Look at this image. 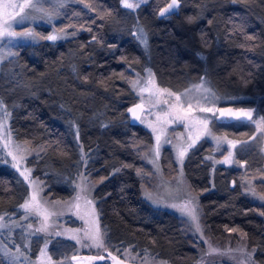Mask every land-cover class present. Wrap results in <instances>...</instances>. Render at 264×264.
I'll return each mask as SVG.
<instances>
[{
    "label": "trees",
    "instance_id": "1",
    "mask_svg": "<svg viewBox=\"0 0 264 264\" xmlns=\"http://www.w3.org/2000/svg\"><path fill=\"white\" fill-rule=\"evenodd\" d=\"M89 1V12L66 27L75 35L24 45L17 52L21 77H0L9 128L19 140L41 144L38 174L54 196H70L81 171L108 178L97 191L99 218L115 253L195 264L198 251L178 213L150 205L143 195L133 139L150 135L127 112L136 103L131 79L150 68L161 85L180 91L206 77L222 100L231 98L220 106L242 104L264 117V0H181L178 11L163 19L158 10L169 0H147L135 9L121 0ZM237 16L245 20L242 32L252 34L248 51L245 33L232 28ZM137 26L147 33L146 45L133 30ZM248 126L215 120L213 129L248 141L237 150L238 159L249 170L264 171V136L250 140ZM210 149L201 141L186 165L190 182L202 192L206 226L215 237L239 228L264 263V212L239 186H230L238 178L235 168L220 166L210 175L203 161ZM26 197L14 170L0 164V213L15 211Z\"/></svg>",
    "mask_w": 264,
    "mask_h": 264
},
{
    "label": "rangeland",
    "instance_id": "2",
    "mask_svg": "<svg viewBox=\"0 0 264 264\" xmlns=\"http://www.w3.org/2000/svg\"><path fill=\"white\" fill-rule=\"evenodd\" d=\"M131 3H138V1H131ZM147 2V0H143L142 3ZM65 7L59 9V15L54 16V18L49 21L48 19H39L40 13H33L36 16V19L27 20L23 25L14 24L13 27L16 31L22 32L28 29L33 30L38 34V36H48L52 34H57L60 38L57 40H66L68 36H70L73 32L69 30L67 26L74 25L78 23L79 19L89 12V8H85V4L92 5L89 0H83V3H80L79 0H64ZM140 5V3H139ZM161 5V7H163ZM55 0H44V7L46 8H54ZM135 9V8H134ZM95 10V9H94ZM97 10V9H96ZM159 11V10H158ZM79 13V15H76ZM67 15V16H66ZM67 17V18H65ZM73 18V23H70L69 18ZM235 18V17H234ZM233 18V20H234ZM67 19V20H66ZM243 17L237 16L234 20V26L232 27L235 32L240 31V24H244ZM81 26V25H78ZM134 28V29H133ZM132 29L137 32V38L141 35L139 29L142 27H133ZM64 29V31H60ZM143 29V34L145 29ZM132 30V32H133ZM131 30L129 31V33ZM135 32V33H136ZM135 33H133L135 35ZM245 33V34H244ZM243 39H245L244 47L246 51H248V47L250 46L251 39L248 37H252V34L248 31H244ZM45 41V39H30V38H17L12 41L11 44L8 43L7 39L4 40L2 44H0V49L4 52L11 50L12 52L17 53L19 49H21L24 45H30L33 43ZM55 40V41H57ZM140 40V39H138ZM53 41V42H55ZM148 42V38H147ZM18 61V55L15 56H7L6 58L0 60V77H10L15 80L21 77V70ZM144 71L141 74L134 75L133 79H131V83L133 81L139 80L140 84L137 85L136 88L132 87V91H134L135 101L139 103H143L144 112L141 113V118L145 120V123H141L137 121V124L142 126L147 132H149L150 140H144V138L135 137L133 139V144L135 149L138 151L139 156L141 158V163L137 167L138 173L142 180V190L143 195L150 203V205L156 208H169L178 213L181 219V222L186 232V235L190 237L193 241L194 248L198 251V261L195 264H264L259 263L256 259V255L254 249L250 246L247 239L245 238L243 232L240 231L239 228H231L236 229L237 231H229L225 232V235L222 237H215L210 234L209 228L205 223V216L202 209L201 202V190H197L190 182V178L188 175L187 163L190 160V150H192L198 143L201 141H205L207 144L211 146V153H208L204 156L203 161H207L209 166L211 167L209 173L211 176H214L217 168L222 167H232L237 170L238 178L235 179V186H239L241 190L249 197V199L253 202V205L256 207L257 211L261 213L264 212V200L260 199L261 196H264V171L258 170H249L243 164L240 159L237 157V153L240 146L244 144H240L236 149H230L226 143L222 144L219 149L217 148V144L215 140H212L210 137H202L200 140L196 141V143L192 147H188L192 141L187 139L188 132L183 127V124H168V125H160L155 123V115L159 114L161 110H167V106L160 104L158 106L153 107L152 101L150 100V93L148 91L141 92L140 89L144 86V83L149 79H153L154 85L161 89H168L165 86L161 85L155 73L150 68H143ZM149 71L153 74V77H149ZM203 81V88H207L210 90L209 93H204L201 89L200 91L196 90L197 85H200ZM149 88L154 91L152 85H149ZM171 92L181 94V101L184 103L185 107L187 103L190 101L192 103V116L193 117H208L209 118V128L212 133L216 136H220L221 138L227 137L229 140L235 141H243L239 138H234L230 135H227L225 132H218L213 129V124L215 119L212 118L211 113H201L199 112L200 106L205 107H219L220 104L225 103L231 98L225 97L226 100H222L221 96L210 87V82L206 79V77H200V79L194 84L192 83L190 86L183 88L180 91H174L173 89H168ZM14 94L17 92L13 91ZM187 92V95H183ZM204 96H208V101L203 99ZM224 98V99H225ZM3 100V98L0 97ZM153 100L155 98H152ZM160 99H168L169 104L175 103V97H168L167 94H163L160 96ZM4 101V100H3ZM199 102V103H197ZM6 110L10 113V110L7 105L4 103ZM225 106V105H222ZM233 107L244 106L242 104L232 105ZM246 106V105H245ZM3 114L0 113V118H2ZM254 117L260 118L262 116L257 113L254 114ZM217 121V120H216ZM6 125L7 132H10V136L6 135V131L0 130V137H6L4 139H0V164H4L9 167L11 170H14L16 175L18 176V180L20 183L26 186L27 188V197L32 195L33 189L35 188L37 192L38 201L45 207L48 208L49 211L57 213V215L51 216L49 218V227L47 232H36L35 230L40 227V218L36 216H30L27 219L24 218V210L20 208V205L24 203L25 200L19 205L18 209L13 212L0 213V216L4 217L3 223L7 224V228L0 229V247L7 246L9 252L17 254L19 259L16 261V264H48L47 259L44 257H40V250L44 248L45 241H48L47 246V254L52 257L53 264H58L60 261H64V264H78L79 261L83 260L82 255H104L106 257L102 263L99 264H112L110 258H107V252L104 249H99L95 247H82L81 244H77L75 240L70 239V237L74 234V230L81 229L87 227L84 220L78 218L77 212L79 211L83 214L86 205L84 204V200L81 199L80 209L76 207H68L66 202H73V198L79 192V189L76 188V185L81 184L82 181L80 179V175L83 174L87 180V188L88 191L82 193L83 197H86L88 200L93 201L94 208L96 211L95 219L98 220V225L103 232V239L105 242V246L108 251L112 252L114 255L121 257L124 260L135 262L139 264H167L162 261L161 258H145L146 255L144 253L139 252H130L125 251V254H117L112 249L109 248L107 244V239L104 230L102 229L100 223V205L99 201L101 198L98 196L97 191L101 189L105 181L108 179L103 176L102 173L96 172L93 174L92 172L81 171L78 175L77 179L74 181L73 193L62 199V197L54 196L53 191H48V187L43 179V177L38 174L40 160L42 159L44 154H42V146L39 143H34L31 141H22L15 137L14 133H12L10 127V118L4 121ZM149 123H153L157 128V131L154 133L152 128L148 126ZM248 127H251L254 135L264 136V133H258L256 131V126L250 122ZM161 128L165 130L163 132L160 131ZM224 128V127H223ZM160 135V146H159V156L157 157L155 154L156 147V136ZM195 137V133H193V138ZM7 143L8 147L5 148L4 144ZM19 145V148H17ZM187 149L183 160L181 161L178 158V153ZM228 151H233L234 155L232 157V162L225 163H217V161H223L225 156L228 155ZM9 152H12L13 155L16 156V159L13 160L12 155H8ZM192 157V156H190ZM242 162V163H241ZM13 165H17L14 167ZM243 165V166H242ZM41 167V166H40ZM19 169V170H18ZM30 170L26 174L29 176V180H24V177L20 175L21 171ZM51 170V169H50ZM54 171L49 174L52 175ZM212 178V177H211ZM30 181L35 182L34 184H30ZM254 189L257 195H252L251 190ZM191 201L195 206L196 211L199 216V223L203 231L202 240L200 238V234L195 232V229L191 226V222L189 218L185 215H182L181 212L177 208L171 207V205H185ZM88 217H86L87 219ZM31 224V229L28 228V225ZM56 232L63 233L62 235H55ZM82 231L79 235H82ZM208 241V243H205ZM209 243L212 248L218 249L219 252H209ZM20 246V251L23 255H19L16 253V246ZM231 249L232 251L228 252L227 250ZM243 249V251H240ZM226 253V254H220ZM248 254H251V259H249ZM73 255H77L81 259L78 261H72L71 257ZM67 258V259H66ZM148 261V262H147ZM146 262V263H145ZM0 264H9V259L5 258L2 253H0Z\"/></svg>",
    "mask_w": 264,
    "mask_h": 264
},
{
    "label": "snow or ice",
    "instance_id": "3",
    "mask_svg": "<svg viewBox=\"0 0 264 264\" xmlns=\"http://www.w3.org/2000/svg\"><path fill=\"white\" fill-rule=\"evenodd\" d=\"M80 3H83V0H79ZM143 0H139L138 3H131L129 0H121V3L124 8L127 9H134L139 7V3H142ZM55 7L54 8H46L44 7V0H0V44L4 42L5 39H7L8 43L11 44L13 40L17 38H30V39H45L49 41H55L58 38H60L57 34H52L48 36H38L36 32H34L31 29H28L26 31L18 32L14 29L13 25H23L25 21L36 19L37 17L33 15V13H40L39 19H48L51 21L54 16L59 15V9L65 7L64 0H55ZM180 0H170V3L166 4V7H163L159 10L160 16H165L172 14L177 8H179ZM85 8H91V5L85 4ZM76 15H79L77 13ZM190 20L192 18H189ZM70 27H75L74 25H70ZM83 27V26H82ZM88 31H91V29H86ZM60 31H64V29H61ZM139 32L141 33L140 36H138V39L141 40L142 43L145 45L147 44V38L146 34H143V29H139ZM76 33L73 32L72 35H75ZM95 39V37H93ZM248 39H252V37H248ZM17 53L12 52L11 50H8L7 52H4L2 49H0V60L6 58L7 56H15ZM149 77H153V74L149 71ZM140 84L139 80L132 82V87L136 88L137 85ZM149 85H152L155 89L152 91L149 88ZM197 91L203 90L204 93H209L210 90L207 88H203V81L200 85L195 86ZM141 92L148 91L150 93V100L152 101V106H158L160 104H163L167 106V110H161L159 114L155 115V123L160 125H168V124H183V127L187 130L188 136L187 139L191 140L192 143L188 147H192L196 141L200 140L202 137H210L212 140L216 141L217 148L226 143L230 149H236L238 145L247 143L248 141H235V140H229L226 136L221 138L220 136H216L212 133L211 129L209 128V118L208 117H193L192 116V103L189 101L187 103V106L185 107L184 103L181 101V94H177L174 92H171L168 89H161L154 85L153 79H149L144 83V86L140 89ZM167 94L168 97H175V103L169 104L168 99H160V96L163 94ZM183 95H187V92ZM152 98H155L154 100ZM203 99L205 101H208V96H204ZM199 103V102H197ZM139 110V112H138ZM128 112H130L135 120H139L141 123H145V120L141 118V113L144 112V105L136 104L134 107L129 108ZM199 112L201 113H211L212 118H214L217 121H223V120H232V121H241V122H250L256 126V131L258 133H264V117L256 118L254 117V110L253 109H244V108H219V107H205L200 106ZM0 113L3 114L2 118H0V130L6 131V135L10 136V132H7L6 125L4 121H6L10 117V113L6 110L4 106V101L0 99ZM149 127L152 128L153 132L155 133L157 131V128L154 126L153 123L148 124ZM165 129L161 128L160 131L163 132ZM193 133H195V137L193 138ZM78 135V133H77ZM6 137H0V139H4ZM256 137L252 136L249 139L254 140ZM156 147H155V154L158 157L159 156V146H160V135L156 136ZM4 147L7 148L8 144L5 143ZM17 148H19V145H17ZM187 149H184L183 151H180L178 153V158L182 161L183 157L185 155V152ZM8 155H12L13 160L16 159V156L12 154V152H9ZM234 155L233 151H228V155L225 156L223 161H217V163H231L232 157ZM83 159V156L81 157ZM14 167H17V165H13ZM243 166V165H242ZM19 170V169H18ZM27 172H30V170L21 171L20 175L24 177V180L28 181L29 176L26 174ZM80 179L82 181L81 184L76 185V188L79 189V192H77V195L73 198V202H66L68 204V207L71 209V207H76L77 209H80V203L79 201L81 199L84 200V204L86 205V208L81 214L79 211L77 212L78 218L81 220H84L85 224L87 225L86 228L83 230L76 229L74 230V234L70 237V239H73L76 241L77 244H81L82 247H95L99 249H104V251L107 252V258H110V260L113 262V264H124V262L117 256L114 255L112 252L108 251L105 242L103 239V232L101 231L98 220L95 219L96 217V211L94 208L93 201L88 200L86 197H83L81 194L88 191L86 180L87 178L81 174ZM35 182L30 181V184H34ZM252 195H257L254 189L251 190ZM260 199L264 200V196H261ZM173 208H177L182 215H185L189 218L191 222V226L195 229L196 233L200 234V238L203 240V231L199 223V216L196 211L195 206L192 204L191 201L188 202V204L185 205H171ZM20 208L24 210V218L27 219L30 216H36L37 218H40V227L37 228L36 232H47L49 227V218L51 216L57 215L55 212H51L48 210L47 207L43 206L37 199V192L35 188L33 189L32 195L29 197V199H26L23 204L20 205ZM264 215V213H262ZM86 217H88L86 219ZM4 217L0 216V229L7 228L8 225L3 223ZM32 225L29 224L28 228L31 229ZM82 231V235H79V233ZM229 231H237L236 229H230ZM61 232H56L55 235L59 236L62 235ZM205 243H208V241H205ZM47 246L48 241H45L44 248L40 250V257H44L47 259L48 264H53L52 257L47 254ZM228 252L232 251L231 249L227 250ZM240 251H243L241 249ZM209 252H219L218 249L212 248L211 244L209 243ZM0 253L3 254L5 258L9 259V264H16V261L19 259V256L17 254L9 252L7 249V246L0 247ZM16 253L19 255H23V253L20 251V246H16ZM220 254H226V253H220ZM249 259H251V254H248ZM67 259V258H66ZM81 259L77 255H73L71 257L72 261H78ZM85 259L89 261H96V260H105L106 257L104 255L99 256H91L86 257ZM58 264H64V261L58 262ZM243 264V262H242Z\"/></svg>",
    "mask_w": 264,
    "mask_h": 264
},
{
    "label": "water",
    "instance_id": "4",
    "mask_svg": "<svg viewBox=\"0 0 264 264\" xmlns=\"http://www.w3.org/2000/svg\"><path fill=\"white\" fill-rule=\"evenodd\" d=\"M168 3H170V0H169ZM180 3H181V0H180ZM180 5H181V4H180ZM180 5H179V8H180ZM163 7H166V4H165ZM163 7H161V8H163ZM179 8H177L174 12H177ZM159 10H160V9H159ZM174 12H173V13H174ZM158 17H159L160 19H163V18L167 17V15H165V16L162 17V16L159 15V11H158ZM136 104H141V103L136 102V103L130 105V106L128 107V109L134 107ZM228 107H231V108H234V109H237V108L253 109V108L250 107V106H240V107H233L232 105L220 106V108H228ZM253 110H254V109H253ZM127 112H128V110H127ZM138 112H139V110H138ZM128 114L130 115V120H131L132 123H137V121H139V120H135L130 112H128ZM223 121L228 122V121H232V120H223ZM233 184H234V181H233L232 185H233ZM91 256H97V255H82V259H83V260L79 261L78 264H96V263H98V262L103 261V260L89 261V260L85 259L86 257H91ZM118 257H119V256H118ZM119 258L124 262V264H139V263H135V262H130V261L124 260V259H122L121 257H119ZM112 264H113V262H112Z\"/></svg>",
    "mask_w": 264,
    "mask_h": 264
},
{
    "label": "flooded vegetation",
    "instance_id": "5",
    "mask_svg": "<svg viewBox=\"0 0 264 264\" xmlns=\"http://www.w3.org/2000/svg\"><path fill=\"white\" fill-rule=\"evenodd\" d=\"M174 13H175V12H174ZM207 167H208V171H209L211 167H210L209 165H208ZM216 168H217V167H216ZM230 180H231V184H230V186H231V187H235V181H236L235 178H232V179H230ZM233 181H234V184L232 185Z\"/></svg>",
    "mask_w": 264,
    "mask_h": 264
}]
</instances>
